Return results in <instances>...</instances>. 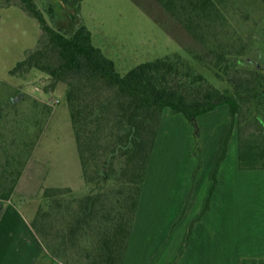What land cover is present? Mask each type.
Listing matches in <instances>:
<instances>
[{
    "label": "trees",
    "instance_id": "trees-1",
    "mask_svg": "<svg viewBox=\"0 0 264 264\" xmlns=\"http://www.w3.org/2000/svg\"><path fill=\"white\" fill-rule=\"evenodd\" d=\"M81 1L47 0L43 12L34 0L5 4L20 7L41 30L36 47L10 74L24 78L38 70L50 80L46 90L63 85L86 186L82 197L68 188L45 189L31 227L49 264H123L164 109L183 115L193 129L194 180L202 163L197 118L228 108L229 128L186 245L210 208L234 129L238 168L264 170V0H130L188 57L159 58L123 76L92 46L80 20ZM21 94L0 98L2 201L11 199L41 134L36 115L49 112L33 102V118L15 111L9 120L4 113L23 100ZM239 264H264V258Z\"/></svg>",
    "mask_w": 264,
    "mask_h": 264
},
{
    "label": "rangeland",
    "instance_id": "rangeland-1",
    "mask_svg": "<svg viewBox=\"0 0 264 264\" xmlns=\"http://www.w3.org/2000/svg\"><path fill=\"white\" fill-rule=\"evenodd\" d=\"M14 1L0 0V82L5 85L0 90V98L6 100L22 93L23 100L4 114H8L9 120L15 119V111L18 117L33 118L32 115L36 114L33 102L37 103L38 108L44 106L49 110L48 113L44 110L36 115L42 119L41 134L34 142L31 156L12 198L17 213L28 223L34 218L45 189L68 188L76 197H82L86 186L63 85L57 84L53 90H46L50 80L38 70H31L24 78L10 74L25 54L36 47L41 36L37 20L24 13L20 7H5V4ZM46 1L34 0V3L43 12L47 8ZM79 14L81 23L91 34L92 46L112 61L120 76L137 65L166 56L177 54L188 57L182 47L130 0H82ZM225 110V106H220L212 113L197 118L201 162L203 146L211 143L217 132L219 136L226 128L224 121L228 116L224 115ZM31 131L33 133L35 130ZM157 140L156 177L161 186L166 184L164 187L167 192L161 193L158 198L150 195L151 201L146 212L148 225L145 229L150 236L153 223L161 224V217L167 214V210L179 209L181 196L178 189L183 191L187 185L195 147L192 127L183 115L173 114L169 109L162 112ZM215 141L211 145L218 143V139ZM176 180L179 183L177 190H174L173 183L176 184ZM239 182L241 210L255 216L254 225L259 228L264 208V172L241 171ZM155 199L156 203L159 202L156 209L153 206ZM217 201L215 199L214 203L217 204ZM15 223V227L21 230L17 219ZM1 224L4 231L6 217H2Z\"/></svg>",
    "mask_w": 264,
    "mask_h": 264
},
{
    "label": "crops",
    "instance_id": "crops-1",
    "mask_svg": "<svg viewBox=\"0 0 264 264\" xmlns=\"http://www.w3.org/2000/svg\"><path fill=\"white\" fill-rule=\"evenodd\" d=\"M224 115L228 116L227 107ZM224 124L226 128L223 133L217 136L219 133L217 132L214 136L213 141L217 142L218 139V143L211 145L212 141L203 146L201 167L194 180L191 175L196 168L197 159L193 156V166L187 185L183 191L178 189L181 196L179 209L167 210V214L161 217V224L153 223L150 236L145 231L148 225L146 212L151 201L150 195L158 198L161 193L167 192L164 187L166 184L161 186L159 178L156 177L158 167L157 159L155 160L158 153L156 137L123 264H239L242 258H264V208L261 211V228L254 225L255 216L241 210L239 182L241 170L238 168L235 129L226 159L217 173V185L211 197L210 208L193 225L186 245L189 226L198 217L208 196L211 173L229 128V120H225ZM26 166L27 163L23 171ZM178 183L177 180L176 184L173 183L174 190H177ZM189 192L191 198L183 216L182 211ZM13 195L8 201L0 200V264H49L48 258L43 256L44 246L31 227L33 219L28 223L22 219L12 204ZM215 199L218 200L217 204L214 203ZM157 204L159 202L156 203L155 199L153 203L155 209ZM35 214L36 212L34 216ZM154 214L156 217V210ZM2 217H6L7 221V225L3 226L4 231ZM16 219L21 230L15 227Z\"/></svg>",
    "mask_w": 264,
    "mask_h": 264
}]
</instances>
